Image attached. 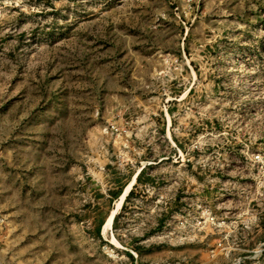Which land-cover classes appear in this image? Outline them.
I'll list each match as a JSON object with an SVG mask.
<instances>
[{
	"label": "rangeland",
	"instance_id": "rangeland-1",
	"mask_svg": "<svg viewBox=\"0 0 264 264\" xmlns=\"http://www.w3.org/2000/svg\"><path fill=\"white\" fill-rule=\"evenodd\" d=\"M257 152L264 0H0V264H264V199L245 239L178 228L199 204L235 214L218 200L231 185L162 217L138 187L103 231L116 173L181 153L254 171Z\"/></svg>",
	"mask_w": 264,
	"mask_h": 264
},
{
	"label": "crops",
	"instance_id": "crops-1",
	"mask_svg": "<svg viewBox=\"0 0 264 264\" xmlns=\"http://www.w3.org/2000/svg\"><path fill=\"white\" fill-rule=\"evenodd\" d=\"M171 142L174 143L172 140ZM179 155L181 156L180 159L183 164L176 161L178 166L174 168L173 171H159L157 168L156 171H143L142 169H138L137 171H121L120 173H116L120 179V186L114 189L110 184L107 189L108 198L113 201L112 203L116 205L128 184H131V187L127 192L128 194H126L122 200L114 217L123 206H127L130 204L129 202L134 201L130 196L136 192L138 187H144L146 192H148L149 188H156L158 193L156 196L155 209L156 216L158 217L164 216L162 211L163 208L167 206L176 209L174 212H180L182 211L181 209L185 210V206L188 208V211H193L194 207L192 205L195 201L196 192H217L220 191V188H218L220 184L226 185V187L231 185L232 187L226 190L228 192L231 190L234 191L231 196L227 193H225V195H219L220 199L218 200L222 201L221 206L225 210L230 211L233 209L238 212L246 203L247 196L253 195L251 192H248L246 195L241 194L239 185L245 182L251 183L250 181L254 171H194L193 168L191 169V158L189 154L185 160L184 154L181 153ZM161 159L164 160L165 158L162 157ZM114 173L113 171L106 172L105 177L108 178V181H111V178L114 177ZM250 191H252V188H250ZM116 193L118 194L117 196ZM144 198V200H148L150 196ZM110 200L108 201L109 204L111 203ZM259 226H262L261 223L258 227ZM251 235H253V233H251ZM110 238H112L113 242L117 243L113 235Z\"/></svg>",
	"mask_w": 264,
	"mask_h": 264
},
{
	"label": "built area",
	"instance_id": "built-area-1",
	"mask_svg": "<svg viewBox=\"0 0 264 264\" xmlns=\"http://www.w3.org/2000/svg\"><path fill=\"white\" fill-rule=\"evenodd\" d=\"M248 160L251 162L254 169L251 183H241L239 190L241 194H248L246 203L243 208L235 214L221 213L216 216L212 209L201 204L196 205L198 215H192L188 219L180 216L177 220L178 228H199L202 225H208L215 229H221L222 239H245L250 235V231L257 226L260 221L261 210L258 211L257 207L262 209L260 201L264 199V155L257 152L252 153ZM252 188V191H250ZM221 206V204H219Z\"/></svg>",
	"mask_w": 264,
	"mask_h": 264
},
{
	"label": "bare ground",
	"instance_id": "bare-ground-1",
	"mask_svg": "<svg viewBox=\"0 0 264 264\" xmlns=\"http://www.w3.org/2000/svg\"><path fill=\"white\" fill-rule=\"evenodd\" d=\"M130 187H131V184L130 185L128 184L127 188L124 189L125 191L123 192V194L120 196L119 200L117 201L115 208L112 210L111 214L108 216L106 222L103 225L104 232L108 231L111 228L113 217L116 214L117 210L119 209L121 202L124 199L125 195L128 194L127 192L129 191Z\"/></svg>",
	"mask_w": 264,
	"mask_h": 264
}]
</instances>
